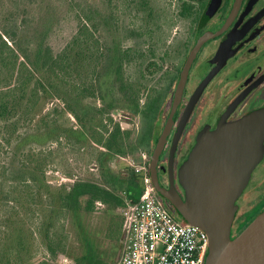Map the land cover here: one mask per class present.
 Wrapping results in <instances>:
<instances>
[{
    "label": "rangeland",
    "instance_id": "374dc122",
    "mask_svg": "<svg viewBox=\"0 0 264 264\" xmlns=\"http://www.w3.org/2000/svg\"><path fill=\"white\" fill-rule=\"evenodd\" d=\"M180 9L179 0H0V35L10 46L5 47L9 64L15 55L18 63L29 62L24 54L35 61L38 45H48L58 53L77 34L80 18L89 14L92 20L84 22L100 45L122 51L135 49L148 57L141 64L133 58L125 64L126 78L142 83V109L147 99L163 89L161 70L166 48L173 53L175 62L181 54L184 23L178 20ZM10 34L16 35V43ZM0 44L4 48L1 39ZM105 80V69L99 64L96 85ZM4 82L6 73L1 67L0 90L14 84ZM116 94L120 97L118 91ZM19 97L10 98L13 105L6 117L0 99V180L7 182V187L0 190V250L4 249L3 253L16 264H113L121 248L118 207L95 203L93 210L83 215L82 228L69 214L57 215L55 228L48 232L47 226H42L48 213L43 214L41 209L48 208L51 198L39 193L28 195L23 186L17 191L8 190L9 180L21 177L19 173L11 175L10 166L18 169L30 165L35 170L44 167V178L58 202L59 191L78 180L103 181L100 164L102 152L107 151L72 115L57 116L52 112L47 117L56 104L63 105L59 99L44 96L27 108ZM98 105L103 103L99 101ZM107 116L112 118L104 122L110 131L120 124L123 132H129L126 141L136 139L143 122L127 101L119 100ZM108 135L105 133V137ZM41 150L51 151L52 155L44 160L36 155ZM139 162L138 152L129 150L124 156L111 158L108 165L114 172L129 173ZM252 211L253 208L249 213Z\"/></svg>",
    "mask_w": 264,
    "mask_h": 264
},
{
    "label": "flooded vegetation",
    "instance_id": "af4514ba",
    "mask_svg": "<svg viewBox=\"0 0 264 264\" xmlns=\"http://www.w3.org/2000/svg\"><path fill=\"white\" fill-rule=\"evenodd\" d=\"M179 2L178 20L184 23L181 54L175 62L173 53L165 47L161 70L163 89L147 99L143 108L159 104L152 126L153 151L148 153L151 161L169 123L177 89L184 78L170 132L156 165L160 186L166 191L174 189L184 199L180 169L200 135L216 131L224 123H237L264 111V0ZM212 2L213 6L209 8ZM187 23L189 26L185 25ZM206 36L209 38L200 45L186 67L192 51ZM162 198L174 212L172 202ZM236 205L232 238L264 210V155Z\"/></svg>",
    "mask_w": 264,
    "mask_h": 264
},
{
    "label": "trees",
    "instance_id": "16d2710c",
    "mask_svg": "<svg viewBox=\"0 0 264 264\" xmlns=\"http://www.w3.org/2000/svg\"><path fill=\"white\" fill-rule=\"evenodd\" d=\"M86 20L91 21L92 17L85 14V17L80 18L77 34L58 53H54L48 45H38L35 61L31 60L28 54H24L29 62L18 63L17 55H15L16 58L14 57L13 62L9 64L10 56L6 55L5 47L10 48V46L0 35L4 43V48L0 44V68L3 67L6 73L4 83L14 82L13 85H7V89L0 90L3 117L8 115L13 105L11 97L17 98L20 95L18 100L26 103L27 108L37 103L39 98L54 97L59 99L63 105L56 104L47 117L53 113L57 116L66 115V117L67 114L72 115L95 142L107 149L106 152H102L100 164L103 181L99 183L78 180L69 188L59 191L58 202L54 201V192L46 183L44 167L38 170L30 165L18 167V169L9 167L11 175L19 173L21 177L16 179L13 175L14 177L9 180L8 190L17 191L23 186L28 191V195L34 196L39 193L42 197L48 195L51 198L48 208L41 209L45 212L43 214L48 213L42 222V226H47L48 232L52 227L55 228L57 215L69 214L76 225L82 228L83 215L90 213L95 203L101 202L119 209L125 204L126 199L138 200L143 192L139 174L134 170L129 173L114 172L108 165L109 160L115 156H124L129 150L138 152V157L141 152L150 154L153 151L152 126L159 104L154 103L148 109H140V85L142 83L138 80L136 82L128 80L125 73V64L132 58L136 64H141L144 58L148 59V57H145L142 51L135 49L122 51L120 48L112 49L106 45H100L99 41L94 39L89 26L84 22ZM15 36L12 34L9 37L15 42ZM99 64L105 69L106 80L97 86ZM138 70L143 75L144 69L140 67ZM117 91L120 97H117ZM21 97L25 99H20ZM119 100L127 101L131 111L143 118L142 127L133 142L126 141L129 132H123L120 124H116L110 131L108 125L104 123L108 119L112 121L107 114L115 108ZM99 101L103 103V106L98 105ZM54 121L56 119L51 120V122ZM100 128L104 130V133L99 130ZM105 133L109 135L105 137ZM36 155L44 157L45 160L47 156L52 155V152L41 150ZM48 164L49 162L46 166ZM3 186L7 187V182L0 180V190ZM173 213L182 220L176 210ZM250 220L251 218L247 222ZM119 232L121 239L122 218ZM22 242L21 238L19 244L22 245ZM3 250H0V264H16L7 253H3Z\"/></svg>",
    "mask_w": 264,
    "mask_h": 264
},
{
    "label": "water",
    "instance_id": "95a60500",
    "mask_svg": "<svg viewBox=\"0 0 264 264\" xmlns=\"http://www.w3.org/2000/svg\"><path fill=\"white\" fill-rule=\"evenodd\" d=\"M212 6L213 2L209 8ZM208 38L200 39L186 67ZM183 83L184 78L178 86L169 123L151 157L153 185L161 197L172 202L182 221L207 232L209 249L205 264H264V210L235 237L231 236L236 202L264 155V111L237 123H224L216 131L200 135L180 169L184 199L174 189L164 190L158 182L157 161L170 132Z\"/></svg>",
    "mask_w": 264,
    "mask_h": 264
},
{
    "label": "built area",
    "instance_id": "2783aa9c",
    "mask_svg": "<svg viewBox=\"0 0 264 264\" xmlns=\"http://www.w3.org/2000/svg\"><path fill=\"white\" fill-rule=\"evenodd\" d=\"M134 171L143 192L119 207L121 248L113 264H205L209 236L202 228L180 220L153 185L147 152H141ZM101 204L100 202H98Z\"/></svg>",
    "mask_w": 264,
    "mask_h": 264
}]
</instances>
